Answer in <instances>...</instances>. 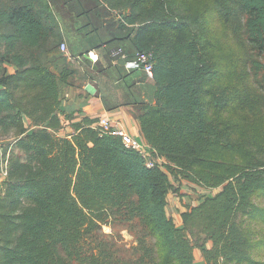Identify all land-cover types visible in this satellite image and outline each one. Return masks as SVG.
Instances as JSON below:
<instances>
[{
    "label": "trees",
    "instance_id": "obj_1",
    "mask_svg": "<svg viewBox=\"0 0 264 264\" xmlns=\"http://www.w3.org/2000/svg\"><path fill=\"white\" fill-rule=\"evenodd\" d=\"M103 2L121 11L116 37L152 53L154 102L138 120L165 167L100 135L95 119L56 134L58 82L74 73L61 26L48 0H0V130L12 133L0 264H194L196 247L206 264H264L239 220L258 211L253 197L264 200V60L249 57L251 81L239 59L224 62L264 52V0ZM170 177L216 190L185 204L181 225L167 213ZM113 221L149 241L127 249L101 235Z\"/></svg>",
    "mask_w": 264,
    "mask_h": 264
},
{
    "label": "crops",
    "instance_id": "obj_2",
    "mask_svg": "<svg viewBox=\"0 0 264 264\" xmlns=\"http://www.w3.org/2000/svg\"><path fill=\"white\" fill-rule=\"evenodd\" d=\"M48 1L55 16V5L64 11L70 6L71 10L65 11L66 16L80 18L82 21V25L74 29L75 40L68 42L63 37L68 53L78 54L79 57L68 60L74 70L73 75L58 82L59 105L56 114L61 127L56 134L71 137L74 123L87 117L96 120L93 124L95 126L101 117H107L132 138L147 144L138 114L142 111V103L154 102L155 81L147 77L140 68H126L124 65L127 60L132 59L134 46L130 38L116 37L117 20L121 11L109 8L103 0ZM118 49L127 54L125 59L121 54L111 55L112 51ZM88 51L97 55L95 62L84 55ZM3 66L7 73L15 71L11 63L5 62ZM158 160L165 162L162 157H158ZM171 182L173 185L176 183L174 187L180 194L186 192V186H197L184 179H171ZM172 192L167 195V213L177 225H181L180 213L185 209L184 205H195L198 202L186 203L190 201L188 196ZM210 245L207 242L206 246Z\"/></svg>",
    "mask_w": 264,
    "mask_h": 264
},
{
    "label": "rangeland",
    "instance_id": "obj_3",
    "mask_svg": "<svg viewBox=\"0 0 264 264\" xmlns=\"http://www.w3.org/2000/svg\"><path fill=\"white\" fill-rule=\"evenodd\" d=\"M196 1V0H192ZM56 12L57 20L61 26L63 37L68 40V42H71L72 40H75V27H80L82 25V21L80 18L75 17H69L66 16V10H71V7L68 6L65 11L60 8L59 6L55 5L54 7ZM88 17V16H86ZM223 29L221 27H218L216 32L218 33V37H222L221 32ZM223 41V37L221 38ZM66 40V41H67ZM226 46V44H223ZM61 51V50H60ZM62 52V51H61ZM78 54H73V57H77ZM257 57L259 60H264V52L259 53L258 51H254L251 49H248V51H245L244 49L235 53L230 54L227 58L224 59L225 64L230 63L231 61L240 60V67H249V57ZM224 64V65H225ZM250 72V67L247 68L246 73L249 75V81L252 80V73ZM12 140V133L10 132H2L0 130V142L3 146L9 147V143ZM15 153H20L22 155V158H25L21 151L17 149H13ZM156 161L165 167L163 164V161H159L156 159ZM171 179H174L173 177H170ZM3 181H1L0 178V184H2ZM175 182L174 185L175 186ZM179 190V189H178ZM186 192H182L186 196L189 197V202L186 201V203H196L198 200L205 195H211L215 193V189L211 190H205L197 187H187L186 186ZM173 193V192H172ZM177 194H180L177 191ZM253 202L258 207V211L256 213H253L252 216H240L239 220L240 223L246 233V235L249 237L251 243H252V250H251V256L255 261L258 262H264V200L260 199L259 197H253ZM100 234L105 235L106 238H114L117 243L123 244L125 248L129 249L132 246L137 245L141 240L148 242L149 237L147 234L141 229L140 226L135 225L133 222L129 223H122V222H115L112 223H103L101 225ZM194 240V238H193ZM198 248V247H196ZM200 253V254H198ZM201 250L195 249V256H194V264H206L205 260L201 254Z\"/></svg>",
    "mask_w": 264,
    "mask_h": 264
},
{
    "label": "built area",
    "instance_id": "obj_4",
    "mask_svg": "<svg viewBox=\"0 0 264 264\" xmlns=\"http://www.w3.org/2000/svg\"><path fill=\"white\" fill-rule=\"evenodd\" d=\"M60 50L66 55L67 59L73 60L77 57H73L68 53L67 47L65 42L63 41L60 44ZM92 51H88L84 55L88 57L92 61H96L97 55L93 54ZM117 54H121L123 59L127 57V54L123 53L121 49L112 51L111 55L115 56ZM124 65L126 68H140L147 77L152 78L153 73V65H152V53L150 51H134L132 55V59L127 60ZM95 128L101 134H114L118 135L122 138L123 143L125 146L137 150L141 156L143 157L146 166L152 167L154 163H156V159L152 156V151L149 144H142L137 139L132 138L128 135L122 127H120L117 123H113L107 117H101L99 121L95 124ZM10 147H5L0 142V175L1 181L5 179L7 176L8 171V163H9V155H10ZM158 163V162H157Z\"/></svg>",
    "mask_w": 264,
    "mask_h": 264
}]
</instances>
